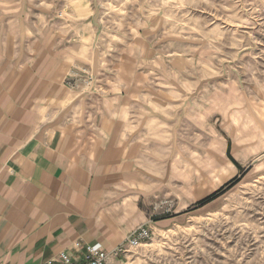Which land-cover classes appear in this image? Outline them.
<instances>
[{"label": "crops", "instance_id": "crops-1", "mask_svg": "<svg viewBox=\"0 0 264 264\" xmlns=\"http://www.w3.org/2000/svg\"><path fill=\"white\" fill-rule=\"evenodd\" d=\"M102 38L93 0H0V264H81L215 192L177 85Z\"/></svg>", "mask_w": 264, "mask_h": 264}, {"label": "rangeland", "instance_id": "rangeland-1", "mask_svg": "<svg viewBox=\"0 0 264 264\" xmlns=\"http://www.w3.org/2000/svg\"><path fill=\"white\" fill-rule=\"evenodd\" d=\"M93 3L115 60H140L148 79L177 85L196 150L210 143L211 190L235 173L228 182L238 181L176 224L150 228L152 238L121 264H264V0ZM225 145L243 170L224 166Z\"/></svg>", "mask_w": 264, "mask_h": 264}, {"label": "built area", "instance_id": "built-area-1", "mask_svg": "<svg viewBox=\"0 0 264 264\" xmlns=\"http://www.w3.org/2000/svg\"><path fill=\"white\" fill-rule=\"evenodd\" d=\"M152 230L149 226H142L133 231L120 245L106 251L100 244L85 245L81 264H118L119 261L136 250L146 241L152 238ZM75 248H82L75 244ZM43 264H76L75 259L66 253H60L56 258L45 261Z\"/></svg>", "mask_w": 264, "mask_h": 264}, {"label": "trees", "instance_id": "trees-1", "mask_svg": "<svg viewBox=\"0 0 264 264\" xmlns=\"http://www.w3.org/2000/svg\"><path fill=\"white\" fill-rule=\"evenodd\" d=\"M227 155L229 157V159L235 164V166L237 167L238 170H243L239 165H237L232 158L229 156V149L227 152ZM238 181L235 179L231 180L230 182H227L226 184H224L222 187H220L217 191H215L213 194H211L210 196L198 201L194 206L195 207H202L210 202H212L213 200L217 199L219 196H221L224 192H226L228 189H230L232 186H234ZM164 218V217H161ZM156 220V219H155Z\"/></svg>", "mask_w": 264, "mask_h": 264}]
</instances>
